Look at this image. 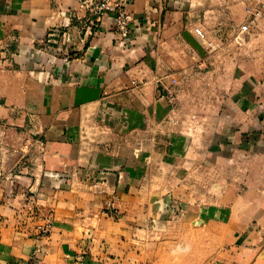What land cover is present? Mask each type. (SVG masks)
<instances>
[{
	"label": "crops",
	"instance_id": "crops-1",
	"mask_svg": "<svg viewBox=\"0 0 264 264\" xmlns=\"http://www.w3.org/2000/svg\"><path fill=\"white\" fill-rule=\"evenodd\" d=\"M93 2L0 0V264H264V14Z\"/></svg>",
	"mask_w": 264,
	"mask_h": 264
},
{
	"label": "built area",
	"instance_id": "built-area-1",
	"mask_svg": "<svg viewBox=\"0 0 264 264\" xmlns=\"http://www.w3.org/2000/svg\"><path fill=\"white\" fill-rule=\"evenodd\" d=\"M130 1L132 0H95L93 5L98 14L115 11L117 13L116 27L123 35H126L129 30L130 20L127 5ZM246 10L252 17L264 14V2L259 1L254 5H247ZM173 83H175V79H173ZM108 212L112 215L118 214L116 210L112 209L108 210Z\"/></svg>",
	"mask_w": 264,
	"mask_h": 264
},
{
	"label": "rangeland",
	"instance_id": "rangeland-1",
	"mask_svg": "<svg viewBox=\"0 0 264 264\" xmlns=\"http://www.w3.org/2000/svg\"><path fill=\"white\" fill-rule=\"evenodd\" d=\"M200 3V5L202 6H206V7H219L221 5V2L222 0H198ZM252 1H255V2H252ZM264 2V0H245V4L246 5H254L256 4L257 2ZM232 40L233 42H235V35H232ZM106 213H108L109 215H112L108 212V210H104ZM120 215V212L119 214ZM114 216V215H112ZM39 235H46L48 232H49V229H48V226L45 225V226H40L39 228Z\"/></svg>",
	"mask_w": 264,
	"mask_h": 264
}]
</instances>
